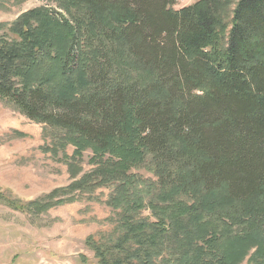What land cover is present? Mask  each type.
Segmentation results:
<instances>
[{"label":"trees","instance_id":"16d2710c","mask_svg":"<svg viewBox=\"0 0 264 264\" xmlns=\"http://www.w3.org/2000/svg\"><path fill=\"white\" fill-rule=\"evenodd\" d=\"M52 1L0 38V97L61 130L74 178L92 150L50 197L112 188L98 264H264V0Z\"/></svg>","mask_w":264,"mask_h":264},{"label":"rangeland","instance_id":"374dc122","mask_svg":"<svg viewBox=\"0 0 264 264\" xmlns=\"http://www.w3.org/2000/svg\"><path fill=\"white\" fill-rule=\"evenodd\" d=\"M198 0H175L178 9ZM232 8L239 0H232ZM47 7L60 10L52 0H0V38L13 35L12 25L32 9ZM61 130L30 119L13 104L0 97V197L27 204L31 201H58L45 210L31 205V210L13 208L0 200V264H98L87 238L119 235L120 210L107 203L111 187L83 193L66 188L91 170L93 155L86 150L77 160L81 173L74 178L70 163L75 151L72 144L57 147ZM77 158V157H76ZM150 177L152 173L139 170ZM147 207L144 215H150ZM154 217V216H153ZM252 252V251H251ZM250 255L240 264H250Z\"/></svg>","mask_w":264,"mask_h":264}]
</instances>
